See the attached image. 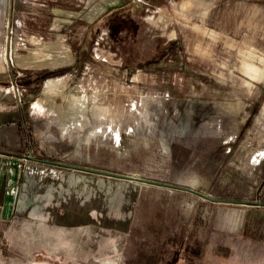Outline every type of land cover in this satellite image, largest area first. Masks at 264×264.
I'll use <instances>...</instances> for the list:
<instances>
[{"label":"rangeland","instance_id":"obj_1","mask_svg":"<svg viewBox=\"0 0 264 264\" xmlns=\"http://www.w3.org/2000/svg\"><path fill=\"white\" fill-rule=\"evenodd\" d=\"M191 1L0 0V264H264V204L36 159L264 201V0Z\"/></svg>","mask_w":264,"mask_h":264},{"label":"water","instance_id":"obj_2","mask_svg":"<svg viewBox=\"0 0 264 264\" xmlns=\"http://www.w3.org/2000/svg\"><path fill=\"white\" fill-rule=\"evenodd\" d=\"M32 157V156H31ZM34 158V157H33ZM38 160H43L45 162H49V163H52V164H58V165H61V166H65V167H73V168H77V169H80V170H83V171H90V172H94V173H97V174H104V175H107V176H112V177H120V178H124V179H132V180H136V181H139V182H147V183H152V184H155V185H163V186H166V187H169V188H172V189H181V190H185V191H188V192H193V193H196L197 195L199 196H202L203 198H208V199H211V200H217V201H220V200H224V201H228V202H237V203H243V204H252V203H255V204H264V201L263 202H260V201H257V200H246V199H223V198H214L210 195H208L207 193H203L201 191H198L196 189H194L193 187H188V186H185V185H180V184H172L170 182H166V181H158V180H155V179H151V178H142L134 173H130V174H125V173H120V172H113V171H110V170H107V169H104V168H96V167H92V166H89V165H79V164H75V163H66L64 161H60V160H51V159H47V158H36Z\"/></svg>","mask_w":264,"mask_h":264},{"label":"trees","instance_id":"obj_3","mask_svg":"<svg viewBox=\"0 0 264 264\" xmlns=\"http://www.w3.org/2000/svg\"><path fill=\"white\" fill-rule=\"evenodd\" d=\"M127 19L128 17L126 14V8L119 6V7L110 9V11H108L105 14L104 19L102 21H103V24H105L106 26L110 27L111 29H115V28H119L123 26L126 23ZM94 40H95L94 36L89 40V42H84L85 38H83L81 43H78L77 46L73 47L75 50V53L78 55L81 51L89 49L90 44L94 42ZM52 74L51 72L48 71L46 73L39 74L38 77L43 79V77L50 76ZM181 252H183L182 256L180 255ZM192 254H193V251H191V249L188 246L185 245L182 248L179 247L174 250L173 255L166 262V264H176L180 258L186 260L185 264H195V262L192 261L194 257L192 256Z\"/></svg>","mask_w":264,"mask_h":264},{"label":"crops","instance_id":"obj_4","mask_svg":"<svg viewBox=\"0 0 264 264\" xmlns=\"http://www.w3.org/2000/svg\"><path fill=\"white\" fill-rule=\"evenodd\" d=\"M161 1H164V0H161ZM192 1L191 0H181V8L183 9V8H185L186 6H188V4H190ZM262 76H260L259 78H261ZM259 78H257V79H259ZM263 104H264V102H263ZM262 107H263V110H264V105H262ZM261 107V108H262Z\"/></svg>","mask_w":264,"mask_h":264}]
</instances>
